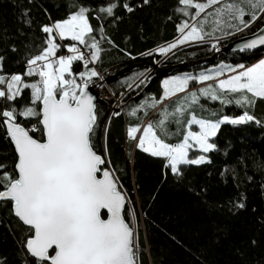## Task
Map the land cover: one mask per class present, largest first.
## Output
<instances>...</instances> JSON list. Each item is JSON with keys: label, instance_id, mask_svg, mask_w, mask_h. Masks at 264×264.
<instances>
[{"label": "trees", "instance_id": "1", "mask_svg": "<svg viewBox=\"0 0 264 264\" xmlns=\"http://www.w3.org/2000/svg\"><path fill=\"white\" fill-rule=\"evenodd\" d=\"M202 2L193 0V4ZM110 3L117 4L111 16L99 11ZM124 4L133 11L128 12ZM229 4L244 10L246 22L253 11L264 16L248 0H220L195 19L197 9L186 7L180 0H148L146 4L143 0H0V57H3L0 74L6 78L12 74L24 75L27 60L45 46L47 34L42 26L65 19L76 6L89 8L91 35L101 48L99 60L91 62L93 49L70 39H57L61 45L57 55L64 54L66 46L75 44L91 63L86 68L83 61H74L73 74L94 68L112 94L105 106L96 108L92 142L98 154L105 156L107 150L105 166L112 170L127 197L124 215L134 229V258L138 264H264V98L219 90L218 81L233 74L225 70L219 77L213 75L212 80L190 79L187 87L190 91L151 106L164 96L162 80L167 76L212 75L209 70L222 65L238 71L239 65L247 67L264 56V47L218 52L235 38L264 25V19H257L245 28L239 19L233 18L238 15L235 8L232 14L228 13L225 6ZM185 21L196 24L209 40L159 53L160 47L179 38V26ZM213 56L212 61L207 60ZM197 60L207 61L174 68L167 75L151 80L154 65L160 70ZM133 65L136 66L133 70L115 77L117 72ZM24 79L26 83H34L40 78L25 76ZM98 79L93 77L91 81ZM209 85L224 101L231 102L207 96L191 104V98H187L183 103L185 112L172 115L180 105L177 100L191 96L192 92L199 93ZM31 93V89H24L15 101L0 98V112L14 108L19 113L29 106L40 112L42 102L32 104ZM243 95L254 103H236ZM118 100L120 104L116 105ZM133 109L137 110L135 116L131 115ZM117 112L120 115H113ZM165 112L169 114L165 121L167 135L162 138L172 144L181 142L187 131L186 121L192 115L215 121L224 116L238 118L247 112L260 123L221 124L211 139L215 149L208 153L189 151V158L205 155L210 163L181 165V175L177 176L165 167L166 159L143 152L127 136L129 127L156 123L165 118ZM40 119V116L17 115V123L26 129L36 126L37 131H30V135L42 141ZM177 119L179 124L175 122ZM157 134H161L159 128ZM0 163L16 178L17 154L2 118ZM238 203H244L245 207L238 209ZM31 234L30 228L14 215L12 202L0 200V264H36L25 247Z\"/></svg>", "mask_w": 264, "mask_h": 264}, {"label": "snow or ice", "instance_id": "2", "mask_svg": "<svg viewBox=\"0 0 264 264\" xmlns=\"http://www.w3.org/2000/svg\"><path fill=\"white\" fill-rule=\"evenodd\" d=\"M143 2L146 4L148 0ZM180 3L197 9L193 16L195 19L207 7L217 4L218 0L195 4L193 0H180ZM248 3L253 9L258 8L260 13H264V0H248ZM116 7V3H110L99 11L111 16ZM123 7L128 12L133 11L128 4ZM225 7L229 14H232L235 8L233 4ZM217 11L222 12L224 9ZM235 13L238 15L233 18L239 19L245 28L257 19H264V16H258L257 12L253 11L250 20L246 22L242 8H235ZM89 15V8L76 6L65 19L42 26V31L47 34L45 46L27 60L25 74H12L7 78L0 74V98L15 101L24 89H31L32 104L42 102L40 112L31 106L19 113L14 108L0 112V118L3 119L17 152L16 178L5 170L6 165L0 163V200L11 201L15 216L30 227L32 234L26 240L25 247L36 259V264H135L133 228L122 214L125 209V196L119 190L113 172L105 167L107 150L105 156L97 154L92 142L97 114L94 97L89 94L88 88L92 78L99 77V73L90 68L73 74L74 61H83L86 68L89 63L85 54L75 44L66 46L71 55H57L61 48L57 39H70L93 49L91 62L99 60L101 48L99 42L91 35L93 28ZM178 30L182 34L181 37L166 47H160L157 50L159 53L165 54L178 44L189 40L203 39L202 29L196 24L190 26L185 21ZM89 39L91 44H88ZM258 45L264 46V34L246 43L244 48L254 49ZM2 61L3 57H0V71ZM238 67L240 71L228 65L209 70L216 77L222 75L225 70L235 73L227 79H220L218 89L228 93L246 92L251 93L252 97L264 98V59L250 67ZM25 76H39L40 79L34 83H26ZM190 79L204 82L212 80L213 75L201 73L198 77L185 76L165 80L164 96L161 101H154L151 106L155 107L157 103L175 95L176 92L184 91ZM200 92L213 100L221 99L211 85L200 89ZM197 101L196 92H192L191 104ZM236 103L251 104L254 100L243 95ZM136 111L133 109L131 115L135 116ZM184 112L182 103L175 107L172 115H182ZM17 115L40 116L43 140H37L30 135V131H37L35 125L26 129L17 123ZM113 115L118 116L120 113ZM168 115L165 112L164 119L156 123L148 122L143 128L129 127L127 136L136 140V147L143 152L166 159L165 167L170 168L177 176L181 175V165L210 163L205 155L189 158V150L194 146L203 153L215 149L216 145L209 140L217 135L221 124H242L251 121L260 123L247 112L238 118L224 116L215 121L198 119L192 115L186 121L188 130L183 134L181 142L172 144L162 138V135H167L165 121ZM175 122L179 124L180 120ZM194 124L199 125V131L191 130V125ZM158 128L160 135L157 134ZM141 132L138 137L137 133ZM98 173H102V178ZM236 207L242 209L245 205L238 203ZM103 216L107 218H102Z\"/></svg>", "mask_w": 264, "mask_h": 264}, {"label": "water", "instance_id": "3", "mask_svg": "<svg viewBox=\"0 0 264 264\" xmlns=\"http://www.w3.org/2000/svg\"><path fill=\"white\" fill-rule=\"evenodd\" d=\"M261 34H264V25L259 28L258 30L250 33V34H246V35H243V36H239L237 38H235L234 40H232L231 42H229L226 46H224L221 50H219L218 52H224V53H228V52H235V51H243V50H258V49H262L264 46H257L256 48L254 49H247V48H244V45L246 43H249L251 42L252 39H255L257 38L259 35ZM217 52V53H218ZM214 59V56L210 59H207L208 61H212ZM207 60H197V61H193V62H184V63H180L178 65H175V66H172L170 68H167V69H160L159 70V67L154 65V68H155V72L152 74L151 76V80L156 78L157 76L159 75H167L168 73H170L174 68H177V67H182V66H190V65H195L197 63H201V62H204V61H207ZM136 66L133 65V66H130V67H126L122 70H120L119 72L116 73L115 77H118V76H121V75H124L126 73H128L129 71L133 70ZM88 91H89V94L92 95L94 97V100H93V103L96 105V108L98 105H101V106H105L107 104V100L106 99H103L101 97V92L100 90H97L95 87L93 86H89L88 88ZM23 126V125H21ZM24 127V126H23ZM10 137V136H9ZM11 139V138H10ZM12 141V140H11ZM13 146H14V143L12 142ZM15 148V146H14ZM16 152V150H15ZM17 154V152H16ZM98 154V153H97ZM101 155V154H99ZM106 167V166H105ZM111 172L112 170L107 167ZM17 171V170H16ZM98 176L102 178V173H98ZM115 178V176H114ZM116 179V178H115ZM118 187H119V184H118ZM119 190H120V187H119ZM121 191V190H120ZM122 192V191H121ZM122 194L125 196V207H126V204H127V197L126 195L124 194V192H122ZM125 211V209H124ZM124 211H123V215H124ZM15 215V214H14ZM18 218V217H17ZM102 218H107L106 217H102ZM19 219V218H18ZM22 222V221H21ZM127 222V221H126ZM23 223V222H22ZM25 225V224H24ZM27 226V225H25ZM130 226V225H129ZM29 227V226H27ZM30 228V227H29ZM133 237H134V229H133ZM134 250V249H133ZM135 259V258H134ZM135 264H138L135 260Z\"/></svg>", "mask_w": 264, "mask_h": 264}, {"label": "rangeland", "instance_id": "4", "mask_svg": "<svg viewBox=\"0 0 264 264\" xmlns=\"http://www.w3.org/2000/svg\"><path fill=\"white\" fill-rule=\"evenodd\" d=\"M218 1H220V0H218ZM203 3V2H202ZM204 3H207V0H204ZM210 7V6H209ZM209 7H207L205 10H207ZM204 10V11H205ZM195 22V21H194ZM192 24H194V23H191V24H189L190 26L192 25ZM197 26V25H196ZM198 27V26H197ZM199 28V27H198ZM188 30H190V29H186V31H188ZM181 33H180V36H179V38L181 37ZM203 35V39L202 40H189V41H187V42H185L184 44H178L176 47H183V46H186V45H189V44H191V43H195V42H202V41H205V40H209L208 38H206V37H204V34H202ZM179 38H177L175 41H173V42H171V43H174V42H176ZM90 41H89V43L91 44V39H89ZM175 47V48H176ZM175 48H173V49H175ZM173 49H171V50H173ZM61 56V55H60ZM250 66H252V65H250ZM250 66H248V67H250ZM238 71H240V70H238ZM207 74V73H206ZM233 74H235V73H233ZM232 74V75H233ZM200 74H198V75H195V77H198ZM212 75H214L213 73H212ZM230 75V74H229ZM174 77H180V78H184L185 76L184 75H180V74H176V75H170V76H167L166 78H165V80H171V79H173ZM227 79V78H226ZM89 86H93V87H95L97 90H100V92H101V97L103 98V99H107V98H112V94H111V92H110V90L108 89V87L106 86V81L104 80V78H101L100 76H99V79H98V81H91L90 83H89ZM188 86V85H187ZM214 88V87H213ZM197 94V96H198V99H200L201 97H207V96H203L202 94H201V92H199V93H196ZM218 94V93H217ZM219 95V94H218ZM221 96V95H220ZM209 97V96H208ZM184 98V99H183ZM185 98H188V99H190L191 98V96L189 95H187V96H185V97H182V98H180L179 99V101L177 100V104H178V102H179V104H181V103H184V100H185ZM224 98L221 96V99H219V100H223ZM224 101V100H223ZM115 104L117 105H119L120 104V102H119V100L118 101H115ZM146 126V125H145ZM194 126L195 127H197V129H195V131H199V125H195L194 124ZM142 128V127H141ZM142 134V132L141 133H137V136L139 137V135H141ZM211 139L212 138H210V140H209V142L211 143ZM135 142H136V140H134ZM190 143H191V141H190ZM194 148L195 149H198V148H196L195 146L192 148L193 150H194ZM191 150V149H190ZM189 150V151H190Z\"/></svg>", "mask_w": 264, "mask_h": 264}, {"label": "crops", "instance_id": "5", "mask_svg": "<svg viewBox=\"0 0 264 264\" xmlns=\"http://www.w3.org/2000/svg\"><path fill=\"white\" fill-rule=\"evenodd\" d=\"M261 59H264V56L263 57H261L259 60H261ZM259 60H257L256 62H254L253 64H255V63H258L259 62ZM253 64H251V65H253ZM250 66V65H249ZM248 67V66H247ZM241 70V69H240ZM164 81H165V78L162 80V85L164 86ZM188 87V86H187ZM185 88L184 89V91H182V92H176L175 93V95H172V96H169L167 99H170V98H173V97H175V96H178V95H180V94H182V93H186L187 91H190L191 89H188V88ZM164 88H165V86H164ZM198 119H202V118H199V117H197ZM146 124H144V125H142V126H139V127H144ZM133 127H136V126H133ZM195 129H197V127H195L194 125H191V130L192 131H195ZM187 130H188V126H187ZM211 138H213V137H211ZM136 143H137V141H136ZM195 149V148H194ZM197 150H200V149H197ZM200 151H202V150H200Z\"/></svg>", "mask_w": 264, "mask_h": 264}, {"label": "built area", "instance_id": "6", "mask_svg": "<svg viewBox=\"0 0 264 264\" xmlns=\"http://www.w3.org/2000/svg\"><path fill=\"white\" fill-rule=\"evenodd\" d=\"M80 51H81V50H80ZM81 52H82V51H81ZM83 53H84V52H83ZM71 54H72V53H69L68 50L66 49V51H65L64 54H62V55H71ZM84 54H85V53H84ZM85 58L89 60V63H88V64H90V63H91V62H90V58H89L86 54H85ZM100 77L103 78L102 75H100Z\"/></svg>", "mask_w": 264, "mask_h": 264}]
</instances>
